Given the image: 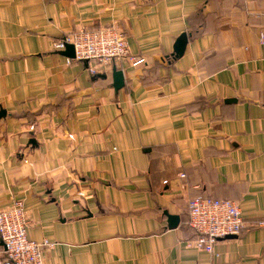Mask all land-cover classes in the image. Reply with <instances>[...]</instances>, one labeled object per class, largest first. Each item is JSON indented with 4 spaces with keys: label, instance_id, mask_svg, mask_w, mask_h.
Listing matches in <instances>:
<instances>
[{
    "label": "crops",
    "instance_id": "1",
    "mask_svg": "<svg viewBox=\"0 0 264 264\" xmlns=\"http://www.w3.org/2000/svg\"><path fill=\"white\" fill-rule=\"evenodd\" d=\"M106 26L140 63L54 48ZM194 195L245 220L211 254L186 244ZM17 201L43 264H264V0H0V211Z\"/></svg>",
    "mask_w": 264,
    "mask_h": 264
},
{
    "label": "built area",
    "instance_id": "2",
    "mask_svg": "<svg viewBox=\"0 0 264 264\" xmlns=\"http://www.w3.org/2000/svg\"><path fill=\"white\" fill-rule=\"evenodd\" d=\"M67 44L73 45L74 60L87 62L90 74L105 70L115 60L128 59L133 65L141 62L129 56L125 33L115 26L94 30L79 28L65 34L53 45L56 50H64ZM187 209V226L197 233L186 242L187 246L210 254L219 240L227 235L237 236L245 227L239 206L229 198L194 195L188 201ZM259 223L264 224V221ZM28 224L20 201L12 208L0 211V242L4 255L1 264H43L42 249L51 244L31 240L27 235Z\"/></svg>",
    "mask_w": 264,
    "mask_h": 264
},
{
    "label": "water",
    "instance_id": "3",
    "mask_svg": "<svg viewBox=\"0 0 264 264\" xmlns=\"http://www.w3.org/2000/svg\"><path fill=\"white\" fill-rule=\"evenodd\" d=\"M187 44V36L186 34H180L179 37L176 39L174 46H173V55L174 57H180L184 52V49ZM63 55L73 59L74 55V48L72 44H67L65 49L61 52ZM113 78H114V86L115 88H120L123 85V75L122 71L116 70L113 68ZM3 114V112L1 113ZM169 216V225L174 227L177 225L178 216L168 215ZM228 237H234V235H227L224 239Z\"/></svg>",
    "mask_w": 264,
    "mask_h": 264
},
{
    "label": "rangeland",
    "instance_id": "4",
    "mask_svg": "<svg viewBox=\"0 0 264 264\" xmlns=\"http://www.w3.org/2000/svg\"><path fill=\"white\" fill-rule=\"evenodd\" d=\"M43 250V249H42Z\"/></svg>",
    "mask_w": 264,
    "mask_h": 264
}]
</instances>
